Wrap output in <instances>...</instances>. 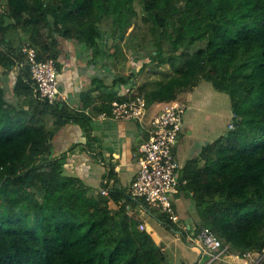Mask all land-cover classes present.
I'll use <instances>...</instances> for the list:
<instances>
[{"label": "trees", "instance_id": "16d2710c", "mask_svg": "<svg viewBox=\"0 0 264 264\" xmlns=\"http://www.w3.org/2000/svg\"><path fill=\"white\" fill-rule=\"evenodd\" d=\"M101 21L120 36L113 69L119 82L135 83L129 97L170 102L201 79L230 96L232 125L183 167L180 188L196 212L191 229L109 185L107 177L101 187L108 196L65 172L68 154L54 150V134L75 122L88 136L91 116L64 100L37 97L22 45L4 38L11 25L26 28L38 53L57 63L58 37L86 41L98 52ZM140 48L151 51L137 83L120 67L127 50ZM153 63L169 64L171 76L147 78ZM99 109L111 114L107 103ZM110 198L118 208L109 206ZM137 200L188 243L189 231L206 226L228 246L224 255L264 254V0H6L0 10V264H166L162 245L128 214Z\"/></svg>", "mask_w": 264, "mask_h": 264}, {"label": "crops", "instance_id": "0c3cea01", "mask_svg": "<svg viewBox=\"0 0 264 264\" xmlns=\"http://www.w3.org/2000/svg\"><path fill=\"white\" fill-rule=\"evenodd\" d=\"M10 27L7 29L4 38L11 41L14 46L21 45L20 41L17 42L20 38L19 35H23L25 41L28 38L27 43L31 42L30 33L26 28L21 27L22 33H16ZM26 33L28 34L27 36H25ZM100 37L104 38L105 36L101 35ZM58 38V44L56 45L58 54L56 59L59 89L64 95V98L62 97L61 100H64L73 110L83 111L90 115L91 122L89 125L90 135L88 136L85 129L75 122H69L60 129H57L52 139L53 148L57 153L66 152L68 154L67 162L64 166L65 172L68 174L80 177L86 184L99 188V190L102 188L103 179L107 177L109 185L130 192L132 183L139 171L136 155L139 153L141 144L148 138L147 125L153 114L166 102L156 101L154 104H149L148 116L144 123L133 119L117 120L111 117L110 114H107L110 111H100L99 108L104 103L111 106V102L114 99H128L118 98V96L127 95L129 97L136 89L135 83H132L133 81L119 82L118 75L114 74L111 70L112 62H110L111 64L105 62V58L107 59V57L104 56H107L106 50L108 49H103L102 51L98 46V52H94L92 48L87 47L86 41ZM99 39L97 40V45L99 44ZM19 40H22V38ZM37 46L39 47V45ZM144 51L146 50L143 48L138 49V51L132 49L126 51V66L128 69L126 68L125 73L135 76L138 80L137 83H140L144 79L143 75L139 74L144 64V62L140 64ZM94 53L96 55L92 56L91 54ZM112 54L116 57L114 49L112 50ZM134 62L136 63L135 65ZM146 70H148V67ZM15 73L16 68L15 70H11L9 78L6 79L9 88H12L16 76ZM157 75L155 76L157 77ZM155 76L153 78L150 77V80L154 79ZM156 77L155 79H157ZM158 80L164 81L163 79ZM100 81L102 82L101 84L99 83ZM61 82L63 83L61 84ZM92 86L96 88L92 91L91 95L87 98L82 97L81 93ZM103 93L105 94L104 98H100ZM185 100H183L184 103H186ZM187 105L189 108V101ZM103 113L106 116L100 118V115ZM48 120L49 126L53 127L54 118L50 116ZM184 129L185 133L177 146L178 155L183 167L187 160L196 157L200 153L204 143L201 144L199 142H204L207 138L206 136L197 137L198 144H194L192 137L195 131V123L185 120V117ZM187 139H190V141L187 142ZM213 140L215 139H210L208 142H212ZM199 144H201V147H199ZM180 151H184V156H182ZM71 170L74 171L72 172ZM183 170L184 168L181 169L180 176H182ZM180 189L181 192L178 193L176 201L181 197L191 200L187 192L182 188ZM105 195L108 196L109 193ZM109 206L112 209H116L118 208V203L110 198ZM176 207L179 212L178 214H180L181 210L179 211L177 203ZM127 208L128 214L135 213L140 224L146 225L147 230L152 234L156 243L162 245L166 256V264L212 263L211 261L213 260H210L207 255L200 254L199 252V256H196L193 250L197 246L192 241L188 243L180 231H171L164 222L158 220L148 211L142 201H132L127 205ZM179 216L181 224H183L182 226H186V229H191L192 224L196 220L195 206L192 200L186 206L185 214ZM189 232L193 233L192 230ZM183 241L189 247L188 252L180 246V242ZM231 255H224L222 259H217L218 261H215L213 264H221V262L231 264L232 261L238 259L236 253H232Z\"/></svg>", "mask_w": 264, "mask_h": 264}, {"label": "built area", "instance_id": "2783aa9c", "mask_svg": "<svg viewBox=\"0 0 264 264\" xmlns=\"http://www.w3.org/2000/svg\"><path fill=\"white\" fill-rule=\"evenodd\" d=\"M0 8L4 5L0 3ZM26 62L29 64L30 78L35 86L34 93L39 98H46L53 103L58 98H64L59 89L57 63L53 57L41 56L30 43L23 45ZM5 53L4 50H2ZM188 106L183 101L173 100L164 103L149 120L147 125L148 138L140 146L136 159L139 171L132 183L130 194L134 198H143L150 207L166 213L169 218L182 226L180 216L176 211L175 199L180 190V171L183 167L179 158L177 146L185 133L184 116ZM148 101L140 96L128 99H114L111 102L110 116L117 120H137L144 123L148 116ZM106 114H101L100 118ZM232 122L230 123V126ZM103 192H106L103 189ZM145 226L141 224V228ZM204 255L210 260L223 258L228 249L227 245L218 239L212 231L202 226L197 234L189 232L187 235ZM263 251L253 254L245 251L237 254L231 264H259Z\"/></svg>", "mask_w": 264, "mask_h": 264}, {"label": "rangeland", "instance_id": "374dc122", "mask_svg": "<svg viewBox=\"0 0 264 264\" xmlns=\"http://www.w3.org/2000/svg\"><path fill=\"white\" fill-rule=\"evenodd\" d=\"M2 1L4 3L6 2V0H2ZM136 8L141 13L140 6L136 4ZM100 26L102 27V36H105V37L104 38L100 37L98 41L99 42L98 46L102 51L103 49L104 50L108 49L106 50V52L108 53L107 56H104V57H107V59L105 58V62L108 64H111L110 62H112V64H114L117 57L113 56L112 50L114 48L112 47L114 43H116V41L120 38V36H118V38H114L112 34L110 33V31L107 32L106 29L107 28L109 29V27L107 26L106 23H104V21L100 22ZM10 28H12V30L16 33H22L21 27L12 25V27ZM132 28L133 26L129 30H131ZM27 35L28 34L26 33L25 36ZM19 37H20L19 39L22 38V40H19V39L17 40V42L19 41L21 42L20 44L28 41V38H26V41H25V37H23V35L22 36L19 35ZM144 50L146 51H144L143 55L141 56L140 64L149 60V51H151V49H144ZM91 55L93 56L96 54L94 53ZM135 64L136 63L134 62V65ZM126 68L127 66L125 64L120 67L123 74L126 76H129V74L125 73ZM111 70L114 74H118V72L115 69H113V65H112ZM155 70H158L157 71L158 75L154 73ZM171 70L172 68L171 66H169V64H166L164 66H158V64L153 63L152 65L148 67V70L146 71L147 78L149 77L150 79V77L153 78V76L157 75V77L155 76L157 79H161V80L163 79L165 81L167 80L168 77L171 76ZM62 83L63 82H61V84ZM178 99L180 101H183L186 99L185 102L187 104H188V101L190 102V106L187 112L185 113L184 117H185V120H189L195 123V131L192 137L194 144H198L197 137L201 138L202 136H206L207 138L205 139L204 142H199L201 144L203 143L205 144L208 142V140L216 139L218 136L225 133L229 129L228 127H229V124L231 123L232 114H233L231 111L230 96L226 92L217 90L210 81L201 79L199 84L193 90L186 92L182 98H178ZM190 139H187V142H189ZM201 144H199V147H201ZM180 152L182 156H184V151L183 152L180 151ZM71 171L73 172L74 170H71ZM176 203L179 206V211L181 210L179 215H182V214H185L186 206H188V203L189 204L191 203V200L190 199L188 200V198L183 199L181 197L176 201ZM184 242L185 241L180 242V246L183 247L186 252H188L189 247ZM199 252L200 251L197 247L196 249L193 250V253L196 254V256H199Z\"/></svg>", "mask_w": 264, "mask_h": 264}, {"label": "clouds", "instance_id": "9594fccd", "mask_svg": "<svg viewBox=\"0 0 264 264\" xmlns=\"http://www.w3.org/2000/svg\"><path fill=\"white\" fill-rule=\"evenodd\" d=\"M0 3H2L4 6H5V3L2 1V0H0ZM0 10L1 11H3L4 10V8L3 9H1L0 8ZM100 25V24H99ZM25 43H27V42H25ZM25 43H22L21 45H22V47H23V45L25 44ZM28 43H30L31 44V42H28ZM32 45V44H31ZM35 47V46H34ZM36 48V47H35ZM37 49V48H36ZM44 57V56H43ZM58 99H61V97L60 98H58ZM104 114V113H103ZM108 116V115H107ZM229 126H230V124H229ZM183 168V167H182ZM181 172V171H180ZM181 177V176H180ZM180 180H181V182H185V181H183V179H182V177L180 178ZM180 182V183H181ZM179 187H180V185H179ZM103 189H105V188H101L100 190H101V192L103 193V194H107L108 193V191H107V189H105L106 190V192H103ZM181 190V189H180ZM131 195V194H130ZM178 195V194H177ZM175 204H176V199H175ZM149 205V204H148ZM142 225H144V224H142ZM140 226V229H146L147 230V227H146V225H144L145 227L144 228H141V224L139 225Z\"/></svg>", "mask_w": 264, "mask_h": 264}]
</instances>
